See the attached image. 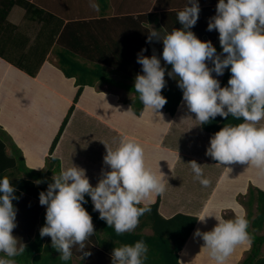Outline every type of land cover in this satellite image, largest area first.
I'll use <instances>...</instances> for the list:
<instances>
[{
    "label": "clouds",
    "instance_id": "obj_1",
    "mask_svg": "<svg viewBox=\"0 0 264 264\" xmlns=\"http://www.w3.org/2000/svg\"><path fill=\"white\" fill-rule=\"evenodd\" d=\"M89 5L99 10L96 0H89ZM199 11L198 0H187L176 16L181 27L167 33L151 27L146 43L162 42V59L171 65L167 75L176 79L182 101L195 114L197 125L217 116L239 121L225 123L216 131L205 154L229 171L227 165L241 163L264 174V0H217L207 30L218 32L219 53L210 40L199 39L191 30ZM144 51L142 48L136 57L142 74L135 76L133 88L152 116L163 120L160 110L167 99L161 90L166 85V69L155 53L146 56ZM226 69L230 76L227 85L221 86L217 77ZM105 148L103 163L108 168L101 170L95 185L90 184L85 169L72 163L53 175L46 190L39 193V204L45 206V223L39 235L51 238L61 261L72 258L74 247L80 253L79 260L91 255L86 241L95 231L92 217L83 206L88 202L86 195L99 218L120 235L135 230L140 217L151 211L144 201L165 189L167 179L146 166L144 148L136 140L124 139L115 148ZM189 162L194 177L207 187L210 181L204 177L201 164ZM18 198L10 178L0 176V264H16L14 258L25 253L26 245L12 231L17 226L13 201ZM210 216L216 220L212 229H197L194 236L203 240L202 248L215 264H225L239 245L250 247L249 220L243 210L230 219L222 212H207L196 218L207 223ZM147 253L143 240L114 247L111 264H145Z\"/></svg>",
    "mask_w": 264,
    "mask_h": 264
},
{
    "label": "crops",
    "instance_id": "obj_2",
    "mask_svg": "<svg viewBox=\"0 0 264 264\" xmlns=\"http://www.w3.org/2000/svg\"><path fill=\"white\" fill-rule=\"evenodd\" d=\"M27 1L53 14L54 20L50 19V23L45 25V21L40 16L33 17L31 13H26L24 6L14 4L9 10L6 22L2 24V30L0 31V50L4 54L40 56L42 50L33 52L32 46L37 37L46 39L47 28L50 24H57V19L62 21V26H64L76 20L100 18V11L93 10L89 5V0ZM142 2H145V4ZM198 2L200 11L195 24L199 29L198 34L205 31L200 39L210 40L214 44L218 36L215 39L210 38L207 33L209 32L207 24L215 14L217 0H198ZM186 3L187 0H110V8L103 17L110 19L119 15L116 12L118 7H122L120 9L126 11L131 9L136 15L137 13L146 15L155 12L160 13L162 10L183 9ZM140 9L146 11L134 12ZM174 21L175 24H172L174 28H180V23L177 20ZM143 25L150 30L151 27L161 32L164 30L161 29V25L154 18L151 20L145 18ZM107 28L109 29V27ZM45 30L47 33H45ZM14 39L21 42L14 46ZM56 47L57 43H54L46 53L45 60L35 77L27 75L24 71L0 57V126L8 134L5 139L6 152H9L12 141L20 149L25 166L36 172H44L45 170V168L34 167L46 166L45 158L49 155L50 144L68 107L72 103L76 89L74 79L66 78L53 65L52 54ZM53 75H57V78ZM94 88L96 87L86 86L84 88L51 154L59 160L60 171L72 166L73 163L85 169L90 184L95 185L102 174L101 170H107L108 166L102 162L103 166L99 167V172L94 171L91 172V175H88L89 170H95V168H87V166L94 163L93 156L95 154L94 151L91 152L90 150L85 152L86 148H84L82 139H86L85 145L87 143V145L96 146L99 159H103L106 152L105 145L115 148L122 140L130 138L143 146L146 166L157 175L163 174L167 179L162 193L151 196L144 201V203L151 204L159 196L158 212L165 218L172 217L177 213L198 217L207 212L215 215H220L222 212L226 219H230L225 216L224 211H229L232 217L241 210L246 213L245 206L236 200V196L247 192V184L264 191V179L253 166L233 163L227 165L230 168L229 171L220 163H213L208 159L205 152L209 145L210 136L207 133L195 131L197 132V139L200 140V145L198 144L197 148H191L188 153H184L179 149L173 151L171 147L166 145V139L173 135L171 133L175 134L177 132L178 134L183 133V129L186 130L183 128L181 121L179 125L182 126L178 128L180 131H174V128L177 129L175 127L177 122H172V120H175L176 113L174 116H169L161 109L162 120L152 116L150 110L144 108L142 115L137 117L131 113L130 106L122 103L114 92L98 91ZM181 104H183V101H181ZM186 118L184 119L186 124H190L191 117L188 115ZM195 132L191 134L194 139ZM78 143L81 145L79 146ZM191 160L201 164L204 177L210 181L207 187L202 186L194 177L190 168L189 161ZM53 175L48 176V178H52ZM22 176L25 177V173H22ZM8 177L10 181L13 179L10 176ZM34 182L37 183V180ZM89 200L91 202L90 197ZM15 207L17 209V226L12 230L13 235L23 242L26 247L35 241L36 243L40 242L42 245V250L28 258L25 264H111V252L105 251L108 253V257H104L96 249L101 250L100 242L103 240L110 249H113L117 244L116 241L110 238L109 234H105L100 224L103 223L111 231H114V229H111L99 217H93L98 221L92 220L95 233L86 241L87 250L91 252V255L79 260L80 253L77 247H74L72 258L65 262L60 260L59 252L52 248L51 238L39 235V229L45 223V206L39 204V199L23 194ZM89 214L91 217L93 216L90 212ZM215 223L216 220L211 216L207 218V223H201L197 219L192 232L179 252L181 264H184L181 261V253L197 226L199 225L198 229L204 232L211 230ZM134 231L136 232V229ZM141 232L150 235L152 230L145 226L141 229ZM111 237L113 238L114 235H111ZM193 242L195 243L193 246L195 260L197 256H201L204 258L205 263L215 264L207 255L205 249L202 248L203 240L200 237H195ZM122 245L120 244V246ZM248 249L247 244L237 246L232 255L225 261V264H237V261ZM14 259L16 264H23L24 262L21 261V256Z\"/></svg>",
    "mask_w": 264,
    "mask_h": 264
},
{
    "label": "trees",
    "instance_id": "obj_3",
    "mask_svg": "<svg viewBox=\"0 0 264 264\" xmlns=\"http://www.w3.org/2000/svg\"><path fill=\"white\" fill-rule=\"evenodd\" d=\"M97 3L99 5L100 18L95 20H76L64 26H62L63 22L57 19V22L61 25L58 23L50 24L49 28H47L48 33L45 30V33H47L46 39L37 37L32 46L33 52H35V50H42L40 56L33 57L32 54L7 55L0 50V57L2 59L24 71L27 75L35 77L41 64L45 60L46 53L54 43H57V47L53 51L57 57V63H53V65H55L66 78H73L74 86L76 87L72 103L68 107L50 144L48 151L49 155L45 158L46 168L44 172H36L28 169L25 166L20 149L12 141L10 143L9 152H6L7 145L5 139L8 134L5 130H2L0 126V176L7 175L13 178L10 182L15 185L19 198L21 195L25 194L39 199V193L46 190L48 183L51 182V178L49 179L48 176L60 172L59 160L51 154L73 113L75 104L78 102L86 86L96 87L97 83H100L125 88L129 93L133 94V97L120 101L130 106V111L133 115L137 117L142 115L145 106L142 105L138 98V94L133 88L135 76L137 73L142 74L141 65L135 64L137 61L136 57L142 48L146 49L143 55L148 56L149 51L157 50L160 44V42L157 41H153L151 44L146 43V37L150 29H147L143 25L144 20L145 18L149 20L154 18L162 27L167 26V31L170 32L171 29L173 30L174 28L172 24H175L174 20H176L177 12L182 10L169 9L162 10L160 13L155 12L146 15L137 13L136 15L131 9L126 11L120 9L122 7H118L116 12L119 13V15L106 19L103 16L107 14V10L110 8V0H97ZM14 4L24 6L26 13H31L33 17L40 16L45 21V25L50 23V19L54 20L53 14L46 12L44 9L27 0H0V31L2 30V24L6 22L9 10ZM134 12H136V10ZM116 24H118L121 31L122 26L124 28L128 27V39H122L120 34H118V37L112 35V32H115L112 29L115 28L114 25ZM106 26L109 27V29ZM175 27L177 26L175 25ZM192 31L199 39L203 35L202 33L205 32H199L200 34H198L199 29H197V26L192 27ZM207 33L211 39H215L217 31L212 30ZM20 42V40L14 39L13 45L17 46ZM213 46L218 53L221 51L219 42H215ZM131 60L134 62L132 63ZM209 66L211 65L209 64ZM164 67L166 72L171 69V65L166 64ZM117 72H120V74H117ZM115 74L131 82L116 81L111 77V75ZM229 76L230 72L227 69L222 76H219L218 79L221 86L227 85ZM53 77L57 78V75H53ZM161 94L167 99V103L162 109L169 116H174L182 101V90L175 84L164 87L161 90ZM178 116L179 118L181 117L178 122L184 121L182 118L187 117L181 113ZM189 117H191L193 122L190 124H186V121L182 122L183 128L187 129L189 125V127L193 129L191 130L192 133L186 132L187 136L194 134L197 130L207 133L211 137L216 131L223 127L225 123L235 124L239 122L234 120L231 116L227 119L217 116L207 124L197 125L199 122L194 119L195 114L189 111ZM184 136V132L182 134H177L176 132L170 137V140H167L168 144L166 145L169 147L179 146L178 148L181 151H183L182 149L197 148L198 144L200 145V140L199 138L197 139V132L195 134V139L193 137L183 139ZM174 138L175 141L173 143ZM182 141L186 143L181 144ZM207 157L211 162L218 163L211 157ZM22 173H25V177L22 176ZM35 180L40 182L35 183ZM19 198L13 201L15 206ZM85 198L88 202L83 206L87 211L93 214L92 220L98 222L93 219V217H99V213L93 209L89 197L86 195ZM236 200L246 208V215L249 220L248 231L252 236L251 245L239 264H264V253H262V246L264 245V233H262L264 229V191L250 184L247 188V192L245 194H238ZM159 201L160 199L158 196L155 202L150 204L151 211L140 217L139 224L135 228L136 232H125L117 235L115 231L106 228L103 223L100 225L104 229L105 234H109L110 238L117 242L114 247H120V244H133L135 241L143 240L148 247L145 264H181L179 261V252L192 232L197 218L195 215L182 213H177L172 217L165 218L158 212ZM145 226L152 230L150 235L141 232V229ZM198 228L199 225L196 230ZM111 235H114V237L112 238ZM193 240H195L194 233L181 253V261L184 264H208L204 262L205 260L201 256H197L195 260V251L193 250L195 243ZM100 245L101 250L96 249V251L102 256L108 257V253L105 251L112 252L113 249L108 248L104 240L100 242ZM41 250L42 245L40 242H32L25 248V253L21 255V261H24L23 264H25L28 258Z\"/></svg>",
    "mask_w": 264,
    "mask_h": 264
},
{
    "label": "rangeland",
    "instance_id": "obj_4",
    "mask_svg": "<svg viewBox=\"0 0 264 264\" xmlns=\"http://www.w3.org/2000/svg\"><path fill=\"white\" fill-rule=\"evenodd\" d=\"M37 1V0H36ZM142 3H144L145 4V2H142ZM141 12V11H143V12H145L146 10H142V9H140V10H138V11H136V12ZM114 29H113V31H115V32H112V35L113 36H115V37H118V34H120L121 35V38L122 39H128L127 37V29H128V27H121L122 28V31L119 29V26H118V24H116V25H114ZM167 26H164V27H162L161 26V29H164L163 31H162V33H167V32H169V31H167L168 30V27L166 28ZM121 32V33H120ZM216 36H218V32H217V34H216ZM216 42H219L218 41V38L216 39ZM54 51V50H53ZM161 52H162V42H160V44H159V48L157 49V50H155V51H153V50H151V51H149V53H148V56H150V55H152L153 53H155L157 56H158V58H160L161 59V64H162V66H164V65H166L165 64V62L163 61V59H162V56H161ZM135 58V57H134ZM134 58H132V59H134ZM52 61H53V63H57V57L55 56V54L53 53L52 54ZM131 62H132V60H131ZM134 62V61H133ZM132 62V63H133ZM89 64V63H88ZM135 64H139V63H137V61L135 62ZM169 70H171V69H169ZM168 70V71H169ZM167 71V72H168ZM167 72L165 73V80H166V85H165V87H167V86H171V85H175V84H177V81H176V79L175 78H172V77H169L168 75H167ZM117 74H120V72H117ZM213 75H215L214 73H213ZM111 77H113L116 81H121V82H126V83H130L131 81H129V80H127V79H125V78H123V77H121V76H119V75H111ZM219 77H217V79H218ZM93 89V88H92ZM94 89H97L98 91H109V92H114V94H116L119 98H120V100H125V99H130L131 97H133V94H131V93H129V91L128 90H126L125 88H122V87H115V86H112V85H109V84H100V83H97V85H96V88H94ZM182 105V106H181ZM180 106H178V108H177V110H176V117H175V120H172V122L173 121H176L177 122V126H175L177 129H175L174 128V131H180L178 128L179 127H181V125H179V122H178V120L181 118H179V116L178 115H180V113L181 114H183L184 116H187L188 117V115H189V111H188V109L186 108V106L184 105V103L183 104H181ZM182 119H187V118H182ZM171 122V123H172ZM182 122H185V120L184 121H182ZM191 122H193V120L191 119ZM85 126V125H84ZM191 130H193L192 128H190L189 127V125H188V128L186 129V130H184L183 129V132H184V134H185V136H184V138L183 139H186V138H190V137H192V135H189V136H187L186 135V132H188V133H192L191 132ZM196 133V132H195ZM171 134H174V133H171ZM182 134V133H181ZM182 139V140H183ZM167 140L168 139H166V141H165V144H168V142H167ZM169 140H170V138H169ZM174 141H175V138H174V140H173V143H174ZM176 141H177V138H176ZM84 142H86V139H82V143H83V145H84V148H86L85 150V152H87L88 150H90L91 152L92 151H94V163H92V164H90L89 166H87V168H95V170H93V171H88V175H91V172H94V171H96V173L97 172H99V167L100 166H103V159H99V157H98V153H96V150H97V147L95 146L94 147V145H92V144H90V145H87V143H86V145L84 144ZM186 142L185 141H182L181 142V144H185ZM78 145L80 146L81 144L80 143H78ZM79 146H77V147H79ZM179 146H171V149L173 150V151H175V150H178L179 148H178ZM83 148V149H84ZM191 148H188V149H182L183 150V152L185 153H188V151L190 150ZM94 164V165H93ZM91 165H93V166H91ZM260 176L264 179V174H261L260 173ZM244 180V179H243ZM241 181V180H240ZM248 186L250 185V184H247ZM245 210H246V208H245ZM224 214H225V216H227L228 218H233L232 216H231V214H230V212L229 211H224ZM262 233H264V229H263V231H262ZM262 253H264V245L262 246ZM246 253H247V251H245L244 253H243V255L240 257V259L237 261V264H239V262L245 257V255H246Z\"/></svg>",
    "mask_w": 264,
    "mask_h": 264
}]
</instances>
